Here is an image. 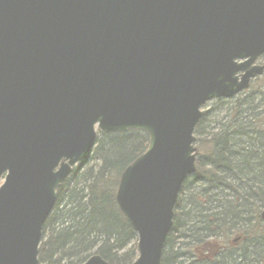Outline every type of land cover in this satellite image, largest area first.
Listing matches in <instances>:
<instances>
[{
	"label": "water",
	"instance_id": "water-1",
	"mask_svg": "<svg viewBox=\"0 0 264 264\" xmlns=\"http://www.w3.org/2000/svg\"><path fill=\"white\" fill-rule=\"evenodd\" d=\"M263 55L264 0H0V264H38L57 188L97 132L129 131L148 144L115 202L132 264H160L201 108L248 90Z\"/></svg>",
	"mask_w": 264,
	"mask_h": 264
},
{
	"label": "trees",
	"instance_id": "trees-1",
	"mask_svg": "<svg viewBox=\"0 0 264 264\" xmlns=\"http://www.w3.org/2000/svg\"><path fill=\"white\" fill-rule=\"evenodd\" d=\"M259 95L264 104V92ZM239 112L207 135L206 160L196 161L195 174L181 187L160 264H264V105L247 120ZM204 121L201 117L195 128L197 140ZM147 144L144 134L106 148L95 141L97 147L82 167L56 191L38 264H83L93 255L108 264L135 261L136 235L119 213L115 193L121 173ZM92 155L97 162L93 166Z\"/></svg>",
	"mask_w": 264,
	"mask_h": 264
},
{
	"label": "rangeland",
	"instance_id": "rangeland-1",
	"mask_svg": "<svg viewBox=\"0 0 264 264\" xmlns=\"http://www.w3.org/2000/svg\"><path fill=\"white\" fill-rule=\"evenodd\" d=\"M257 64L264 65V55L258 60ZM263 81L264 80H262V76H261L251 82V85L247 91L240 93L234 98L227 99V100H213V101L206 103L201 108V111L203 114L202 118H204L205 121L201 129L202 136L201 138H199V140L196 139V143H195V147L197 149L196 161L203 163L206 160L207 155L205 156V153L207 151L205 150L204 142L207 139V135L212 134V133H217L220 130L222 124L231 123L234 120V118L237 116L236 114L240 116L239 110L243 111V114H242L243 116L241 117L243 118L245 117V120H247L248 119L247 115H252L253 113H257L263 109L264 104H261L259 102L262 97L259 95V93L263 94L264 92ZM250 97L254 100V102L253 103L250 102L249 105H247ZM257 105L258 107H260L259 110L250 111L251 108H254ZM132 135H135V137H138L140 135H143V133L133 131L132 133L127 132L119 136H113V135L111 136L110 134L97 133V141H101V144L103 145V147L106 148L113 143L115 144V143H119L122 141H126L128 137ZM195 138L197 137L195 136ZM96 147L97 146L95 145L93 149H95ZM89 157L90 159H92V160L89 159L90 165L97 164V162L94 161L96 159L94 155L89 156ZM79 167L80 168L82 167L81 163L78 164L74 169H79ZM191 181L192 179L190 180V182ZM135 243L137 244V239Z\"/></svg>",
	"mask_w": 264,
	"mask_h": 264
}]
</instances>
